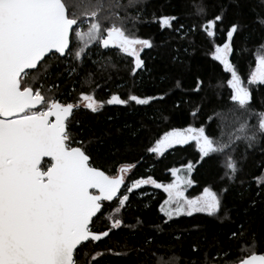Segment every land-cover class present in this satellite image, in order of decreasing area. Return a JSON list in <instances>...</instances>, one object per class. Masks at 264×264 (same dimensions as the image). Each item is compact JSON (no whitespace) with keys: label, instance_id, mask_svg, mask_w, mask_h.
<instances>
[{"label":"snow or ice","instance_id":"snow-or-ice-1","mask_svg":"<svg viewBox=\"0 0 264 264\" xmlns=\"http://www.w3.org/2000/svg\"><path fill=\"white\" fill-rule=\"evenodd\" d=\"M229 5L239 7V0H229L228 4H221L215 14L209 15L207 0H193L192 11L187 15L200 19L198 26L186 27L177 15L152 16V21L162 31L169 30V36L162 43L170 45L174 64L183 65L181 54L187 56L194 52L197 34L203 33L213 38V42L218 32L226 35L222 44H215L211 59L230 74L227 87L231 89L229 98L234 106L228 113L239 126L228 132L217 124L218 134L213 135L214 117L209 116L203 126L165 132L147 149L163 155L176 145L194 142L201 161L216 159L221 169L222 187L217 191L206 186L198 196L188 198L185 188L193 184L192 162L184 167L185 174H181V169L172 168L170 183H160L148 176L126 184L125 173L135 164L120 167L118 174L103 169L97 163L99 148L94 154L91 146L97 141L102 145L111 132L102 129L97 134L82 121H76L75 113L84 109L100 114L106 106L152 107L154 102L162 103L179 91L187 95L188 100L174 101L172 107L180 109L182 104L188 103L193 105L189 109L193 117L204 116L205 108H211L213 99L221 95L218 89L223 87L222 82L213 83L197 75L186 86L181 77H175L167 92L156 95L129 92L121 97L112 93L106 100H98L94 88L91 92L81 91L74 99L67 98L76 92L75 84L83 88L94 83L95 73L86 67L85 60L101 70L115 67L111 55L102 53V60H91L88 51L94 46L115 49L133 58L130 75L134 81L146 70L141 53L154 48V40L140 38L129 30V25L136 27L143 22L146 0H0V264H82L89 255V244L108 238L110 233L122 228L135 235L143 220L137 217L135 222H128L122 213L130 200L129 194L144 185H152L167 194L159 208L166 219L162 224L149 225L157 235L163 232V224L194 213L206 214L225 227L236 224L235 229L224 233L228 241L245 233L246 221L233 220L231 210H225L223 194L229 191L230 185L239 183L249 192L254 185L257 197L264 195V164L259 165L261 171L248 180L241 177L247 153L257 147L264 150V110L252 109L251 89L230 59L234 53V36L250 26L235 21L225 27ZM257 6L264 9V0H257ZM252 23L254 28L260 29L261 35L254 45L255 67L249 73L247 85H264V12H255ZM241 51H248L247 46ZM54 57H64L67 61L57 77L75 78L67 94L60 92L56 83L47 85L51 76L50 61ZM157 114L162 121L172 115L163 107L153 116ZM252 116L256 124L250 128L247 121ZM74 123L80 128L79 133L74 131ZM123 128L129 129L131 136L139 131L129 124ZM116 133L122 134V129L116 128ZM240 143L245 150L238 159L235 152ZM46 157L49 159L45 167L42 161ZM122 187L124 192H121ZM241 198H244L243 191ZM113 201L118 202L114 211ZM256 204V199H252L248 208L254 209ZM99 219L106 221V228L101 232L94 229L95 220ZM180 238L174 236V239ZM155 239V236H145V246ZM214 240L210 242L205 236L202 241L193 243L190 256H180L170 244L158 245L164 251H154L152 256L155 264H180L181 261L183 264H264V254L256 251L260 247L256 233H252L249 243L241 242L235 249L225 247L218 236ZM125 249L107 251L124 258L133 251L137 256L144 251L141 247L125 246ZM91 255V264H98L103 252Z\"/></svg>","mask_w":264,"mask_h":264},{"label":"trees","instance_id":"trees-1","mask_svg":"<svg viewBox=\"0 0 264 264\" xmlns=\"http://www.w3.org/2000/svg\"><path fill=\"white\" fill-rule=\"evenodd\" d=\"M192 2L193 0H146L145 11L142 16L143 22L136 27L129 25L130 33L140 38L154 40L155 47L144 49L141 53L146 70L140 72L134 81L130 75V69L134 63L133 58L119 53L115 49L104 50L94 46L88 51L90 59L100 61L102 60V53L111 55V63L115 67L101 70L99 67H93L89 60H85L86 67L95 73L92 77L94 83H90L83 88L78 83L75 84L76 92L67 97L68 99H74L78 97L81 91L91 92L94 88L98 100H106L112 93L119 94L121 97H126L129 92L141 96L156 95L167 92L172 87L175 77H181L186 86L190 85L197 75L206 81L211 80L213 83L222 82L223 87L218 89L221 95L213 99L211 108H205L204 116L193 117L189 111L193 105L188 103L182 104L180 109L173 108L174 101H179L181 98L185 101L188 100V96L179 91L174 92L170 97H166L162 103L154 102L152 107L136 106L134 104L131 107L106 106L100 114H92L84 109L75 113L76 121H82L84 125L94 129L97 134L102 129H108L111 132V135L104 139L102 145L97 141L91 146L94 154H96V149L99 148L97 163L102 165L103 169L118 174L120 167L130 163L135 164L134 168L125 173L126 184L135 179L147 178L148 176H151L157 182L167 184L173 180L172 168L184 169L189 162H192L194 167L190 178L193 184L187 193L191 198L198 196L206 186H211L217 191L222 187L219 180L221 169L218 167L216 159L205 158L201 161L194 142L183 146L176 145L167 149L163 155L150 153L147 149L154 146L155 141L162 137L165 132L173 128L203 126L208 123L206 117L209 116L214 117L211 122L213 135L218 134L217 124H220L228 132L234 131L239 126L238 122L233 121L228 113V109L234 106L229 98L231 89L227 87L230 74L224 72L223 67L211 59V52L214 50L215 44H222L226 40V35L218 32L213 42V38H207L203 33L197 34L194 52L187 56L182 53L184 64L179 65L172 62L170 45L162 43L169 36V30L162 31L159 25L152 21L153 14L157 16L162 14L177 15L180 17V23H183L186 27L193 24L198 26L200 19L187 15L192 11L190 7ZM207 2L209 4V15H213L221 4H228L229 0H207ZM239 4V7L229 5L224 26L227 27L231 22L239 21L241 24L249 25L250 28L234 36V53L230 59L245 85L251 89L252 109L256 111L264 110V85H247L249 73L255 67L254 45L261 35L260 29L253 26V17L255 12H264V9L257 6V0H239ZM118 11L123 10L118 9ZM246 37L249 38L245 40ZM245 46H247L248 51H241ZM66 63L64 57H54L50 61L49 72L51 76L47 81L48 86L53 83L58 84L60 92L65 94L71 91L75 82V78L57 77V73L64 71ZM97 85H99L98 88ZM162 107L172 114L170 119L162 121L158 114L153 116V113H158V110ZM215 113H220V115L215 116ZM109 117L112 119L109 120ZM247 123L250 128H253L256 124L255 117L252 116ZM125 124L139 129L138 134L136 136L129 135V129L123 128ZM72 127L76 133L80 132V128L75 123ZM118 127L122 129V134L116 133ZM77 139H79V136H77ZM244 150V144L240 143L235 156L239 159ZM261 164H264V150L257 147L256 150L247 153L241 177L248 180L253 174L261 171L259 167ZM44 166L46 167V163H44ZM242 191L244 192L243 199L241 198ZM255 191L254 185L249 192L239 183H236L230 185L229 191L223 194L225 210H231L230 215L233 220L237 223L246 221L245 233L237 237L236 240L228 241L224 233L235 229L236 224L225 227L214 218L203 213H194L191 217L184 215L175 217L168 224H163V232L157 235L156 230L150 228L149 225L162 224V221L166 219L160 213L159 208L167 199V194L162 189H156L152 185H144L140 189H134L129 194L130 200L127 202V207L122 215L125 221L128 222H135L136 218L139 217L143 220V225L138 226L135 235L129 229L122 228L110 233L108 238L89 244L87 247L89 255L84 258L82 264H91L93 259L91 254L97 251L103 252L98 264H155L152 253L154 251H164L158 245H174L176 253L183 257L190 256V246L193 243L202 241L205 236L213 243L215 242L214 237L218 236L224 242L225 247L231 246L235 249L240 246L241 242L249 243L252 233H256V239L260 242V247L256 249L257 254H264V195L257 197ZM122 192H124V189ZM252 199L257 201L254 209L248 208V203ZM111 203L114 206V211L118 202L113 201ZM245 209H247V212H245ZM105 228V220H95V231L101 232ZM145 236H155L156 239L145 246ZM174 236L181 238L174 239ZM125 246L133 249L141 247L144 248V251L139 256L133 251L127 258L113 255L107 251L109 248L117 252L124 251L126 250ZM180 264H183V261Z\"/></svg>","mask_w":264,"mask_h":264},{"label":"rangeland","instance_id":"rangeland-1","mask_svg":"<svg viewBox=\"0 0 264 264\" xmlns=\"http://www.w3.org/2000/svg\"><path fill=\"white\" fill-rule=\"evenodd\" d=\"M181 174H184V173H183V168H181ZM172 178H173V177H172ZM172 181H173V180H172ZM190 187H191V185H190V186H187V187L185 188V195H186L188 198H191V197H189L188 194H187V193H188V189H189ZM193 198H194V197H193Z\"/></svg>","mask_w":264,"mask_h":264},{"label":"water","instance_id":"water-1","mask_svg":"<svg viewBox=\"0 0 264 264\" xmlns=\"http://www.w3.org/2000/svg\"><path fill=\"white\" fill-rule=\"evenodd\" d=\"M29 71L32 72V71H35V70H29ZM48 159H49V158H47V157L44 158V161H42V164H44L46 161H48ZM123 189H124V188L122 187L121 192L123 191ZM105 203H109V202H105ZM86 243H87V242H86Z\"/></svg>","mask_w":264,"mask_h":264}]
</instances>
